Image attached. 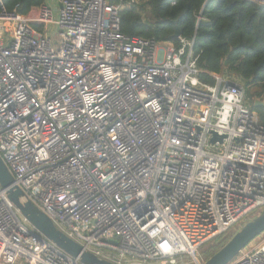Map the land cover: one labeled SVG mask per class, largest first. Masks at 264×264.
Wrapping results in <instances>:
<instances>
[{"label": "built area", "instance_id": "1", "mask_svg": "<svg viewBox=\"0 0 264 264\" xmlns=\"http://www.w3.org/2000/svg\"><path fill=\"white\" fill-rule=\"evenodd\" d=\"M57 5L58 19L46 4L0 15V155L23 201L114 264H201L203 245L264 210L245 88L201 81L194 40L126 37L119 1ZM259 238L230 264H264ZM0 264L82 262L0 186Z\"/></svg>", "mask_w": 264, "mask_h": 264}, {"label": "trees", "instance_id": "2", "mask_svg": "<svg viewBox=\"0 0 264 264\" xmlns=\"http://www.w3.org/2000/svg\"><path fill=\"white\" fill-rule=\"evenodd\" d=\"M118 1L123 4L120 21L126 37L178 46L179 29L181 39L194 40L200 80L214 84L213 74L242 80L247 103L264 127V106L255 107L264 93V5L250 0ZM45 4L46 0H0V15H27ZM254 89L259 92L253 93ZM234 234L231 230L206 243L199 249L201 256L210 259Z\"/></svg>", "mask_w": 264, "mask_h": 264}, {"label": "water", "instance_id": "3", "mask_svg": "<svg viewBox=\"0 0 264 264\" xmlns=\"http://www.w3.org/2000/svg\"><path fill=\"white\" fill-rule=\"evenodd\" d=\"M180 38L179 29L175 33ZM264 106V103L256 102L255 107ZM222 141V138L214 134L212 143ZM0 186L6 191L8 199L14 204L21 215L34 227L39 235L53 242L67 254L80 259L82 264H114L99 258L91 252H87L78 243L61 232L52 220L42 213L31 201H23L24 192L15 185V179L0 155ZM264 234V210L257 216L246 222L241 229L234 234L231 240L221 248L214 256L201 264H230L236 260L244 250ZM39 241L42 238L37 236Z\"/></svg>", "mask_w": 264, "mask_h": 264}, {"label": "rangeland", "instance_id": "4", "mask_svg": "<svg viewBox=\"0 0 264 264\" xmlns=\"http://www.w3.org/2000/svg\"><path fill=\"white\" fill-rule=\"evenodd\" d=\"M46 5H47L50 9H52V10L54 11V13H55V19H58V5H57V0H46ZM55 34H56V32H55ZM233 79H234V82H235L236 84L241 85V86H243V87L245 88V83H244L242 80H240L239 78H236V77H233ZM254 92H255V93H258L259 90L257 91V89H254V90H253V93H254ZM255 99H256V98H255ZM256 102L264 103V93H263L260 97H258V98L256 99ZM262 210H263V209H262ZM262 210L256 212V213L254 214V216H252L249 220H251L252 218H254L255 216H257L259 213H261ZM249 220H247V221H243L242 223H240L239 225H237V226L233 229V232H234V233L238 232V231L241 229V227H242L246 222H248ZM262 241H263L262 238H258V239L254 242V244L252 245V247H255L256 245H259ZM206 246H207V245H206ZM206 246H205V247H206ZM248 251H249V248H248L245 252L247 253ZM199 254H200V258L203 260V262L207 261L204 257L201 256V251L199 252ZM243 255H244V254H241L240 257H242ZM240 257H239V258H240Z\"/></svg>", "mask_w": 264, "mask_h": 264}]
</instances>
